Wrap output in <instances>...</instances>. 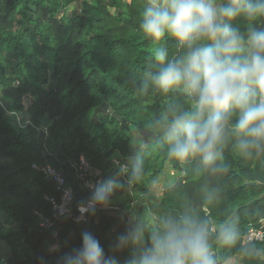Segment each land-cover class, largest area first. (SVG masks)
Returning <instances> with one entry per match:
<instances>
[{"label":"trees","instance_id":"1","mask_svg":"<svg viewBox=\"0 0 264 264\" xmlns=\"http://www.w3.org/2000/svg\"><path fill=\"white\" fill-rule=\"evenodd\" d=\"M73 3L78 8L65 15ZM144 5L145 0H0V94L7 101L6 107L0 104V226L14 227L0 234V264H58L80 247L83 231L94 233L111 254L129 212L150 226L186 206L208 219L220 264L236 256L242 264H264V258L248 259L241 250L249 244L264 248V240L243 242L248 227L264 219V153L244 157L228 140L218 161L227 171L214 173L198 160H169L153 139V121L169 105L190 107L192 101L179 92L140 95L133 87L156 45L139 29ZM236 24L243 30L249 22ZM160 43L170 56L180 54L171 37ZM136 151L144 157L142 181L112 198L111 206L124 216L97 209L86 225L63 218L55 239L38 229L34 213H48L44 197L53 187L32 165L61 171L77 206L89 196L75 185L72 163L83 156L105 177L114 171L113 160L124 162ZM167 167L177 178L160 196L150 194ZM224 222L237 229L233 246L215 237ZM116 255L122 264L129 253Z\"/></svg>","mask_w":264,"mask_h":264},{"label":"clouds","instance_id":"2","mask_svg":"<svg viewBox=\"0 0 264 264\" xmlns=\"http://www.w3.org/2000/svg\"><path fill=\"white\" fill-rule=\"evenodd\" d=\"M249 22L241 29L236 22ZM264 0H145L139 29L156 42L152 61L132 84L140 95L151 91L179 92L190 107L169 105L155 121L153 139L167 158L179 163L198 160L204 169L226 172L218 164L223 146L233 140L240 154L264 153ZM176 42L179 55H169L160 43ZM114 171L98 180L82 214L111 207L115 193L133 187L145 175L140 151L124 162L113 161ZM211 198V197H210ZM207 218L191 206L154 218L150 226L134 212L125 230L115 236L106 254L95 234L81 232V245L60 257L58 264H121L117 253L128 251L122 264H220L210 244ZM218 243L236 244L231 222L215 231ZM248 259L264 258V248L244 245Z\"/></svg>","mask_w":264,"mask_h":264},{"label":"built area","instance_id":"3","mask_svg":"<svg viewBox=\"0 0 264 264\" xmlns=\"http://www.w3.org/2000/svg\"><path fill=\"white\" fill-rule=\"evenodd\" d=\"M31 168L40 172L44 179L53 187V194L44 197V201L48 205V213H34L38 229L43 232H49L55 239L57 237V226L63 218L79 225H86L89 215L86 213L82 214L80 206L91 198L96 182L103 178L102 172L94 168L91 162L83 156L79 157L77 162L71 164L75 185L80 191L85 192L89 196L82 204L75 206L73 202V186L67 182L61 171L56 170L51 165H32ZM97 209L104 212L106 210L118 212L113 206L108 209ZM263 240L264 219L260 220L256 225L248 227L243 236L244 243H260ZM53 248H56V246H53Z\"/></svg>","mask_w":264,"mask_h":264},{"label":"rangeland","instance_id":"4","mask_svg":"<svg viewBox=\"0 0 264 264\" xmlns=\"http://www.w3.org/2000/svg\"><path fill=\"white\" fill-rule=\"evenodd\" d=\"M78 8V3H73L69 6V8L66 10V12H64L65 15H68L71 11L73 10H76ZM48 56V62H50L51 60V56L50 55H47ZM26 103L28 104L29 103V99L27 98L26 99ZM0 104L3 106V107H6L7 106V101L4 100L2 97H1V94H0ZM9 116V115H8ZM17 125H20L21 123V120H22V117H17ZM154 133L156 134L155 130H154ZM177 178V174L171 172V170L169 169V167H167L166 169V172L164 173L163 176L155 179L150 187H149V192L150 194L152 195H155V196H160L162 194V192L169 186L171 185L175 179ZM104 214L106 216H112V215H121V216H124L123 213L121 212H114V211H110V210H106L104 212ZM14 227L12 225L10 226H6V225H2L0 226V234H4L5 232L13 229ZM223 264H242L241 262V258L236 256V257H232L230 259H228L226 262H224Z\"/></svg>","mask_w":264,"mask_h":264}]
</instances>
